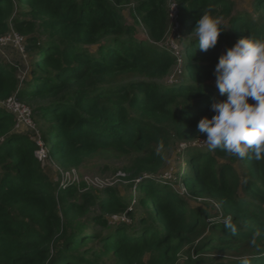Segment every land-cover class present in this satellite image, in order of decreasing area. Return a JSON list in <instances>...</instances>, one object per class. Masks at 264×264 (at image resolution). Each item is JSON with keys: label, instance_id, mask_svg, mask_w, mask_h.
Returning a JSON list of instances; mask_svg holds the SVG:
<instances>
[{"label": "trees", "instance_id": "1", "mask_svg": "<svg viewBox=\"0 0 264 264\" xmlns=\"http://www.w3.org/2000/svg\"><path fill=\"white\" fill-rule=\"evenodd\" d=\"M174 1L182 59L161 45L169 0H0V36L27 37L30 59L27 81L0 59V101L16 96L37 128L18 133L0 110V264H240L242 256L264 264V159L211 150L197 127L226 99L219 58L241 38L264 39V0ZM209 6L223 31L205 53L192 33ZM95 158L126 159L130 196L63 189L61 172L53 179L46 167L51 159L69 171ZM170 168L173 181L163 175Z\"/></svg>", "mask_w": 264, "mask_h": 264}, {"label": "clouds", "instance_id": "2", "mask_svg": "<svg viewBox=\"0 0 264 264\" xmlns=\"http://www.w3.org/2000/svg\"><path fill=\"white\" fill-rule=\"evenodd\" d=\"M221 20L212 15V7L206 8L192 33L202 52L216 47ZM216 87L225 100H214L212 118L204 117L198 123V131L206 134L211 150L220 148L229 156L240 159H264V39L252 36L241 38L219 58L215 68ZM253 103L249 102V99ZM165 145L159 143L156 155L160 156ZM224 227L232 235L238 226L231 216L225 217ZM262 233H253L250 244L256 246ZM240 264H251L248 256L240 257Z\"/></svg>", "mask_w": 264, "mask_h": 264}, {"label": "rangeland", "instance_id": "3", "mask_svg": "<svg viewBox=\"0 0 264 264\" xmlns=\"http://www.w3.org/2000/svg\"><path fill=\"white\" fill-rule=\"evenodd\" d=\"M237 2L238 8L248 7L249 2L251 0H235ZM130 11V8L126 9L127 12V18L128 22L130 24H134L135 20L133 17H131L128 13ZM141 29V28H140ZM13 31V30H12ZM180 29L176 30L174 28H171V32L169 31V35L166 38V41H163L161 45L166 48L170 47L172 50L174 49V54L180 58V54L184 50L185 43L180 41L179 36ZM15 32H9L7 35H13ZM19 41L20 43L15 42H8L7 46H4L0 49V59L5 65H13L18 66L19 65V72L18 75L25 81H27L30 77V59L27 55L26 47H27V37L20 35ZM20 47L18 48L17 45ZM185 69V67H184ZM182 71L181 64L178 68L177 74L179 75ZM187 71L185 69V76L184 79H187ZM177 81L176 75L171 78L170 83L174 84ZM17 126V123H16ZM15 131L18 133H32V130L28 128L27 126H20L19 128H15ZM177 151L174 152L173 160L178 158ZM39 158H42V162L46 164V155L44 152L37 153ZM54 161V160H53ZM51 159L49 160L47 171L51 175L53 179H59V177L56 175L55 171H59V173L62 171L58 166H54V162ZM56 163V162H55ZM126 164V159H115V158H109V159H102V158H95L91 159L90 161L86 162L81 168L75 169L77 170V175L81 179L80 188L84 190H95L98 192H102L104 189L102 188L103 183H106L111 187L118 188V190L122 193V195H126V197L131 195L130 192V183L124 180V177L121 176L123 172H121L122 167H124ZM180 166L182 168V171L185 173L188 172V166L186 165L185 161L180 162ZM117 172V173H116ZM116 173V174H114ZM175 173V170L172 171V168L165 170L163 175H167L168 179L172 178V174ZM90 177L92 179L93 183H88L86 181V178ZM174 180V175L172 178V181ZM183 192V190H181ZM135 195V193L133 194ZM195 203V201H193ZM113 219L119 220V219H125L124 217H114ZM178 264H185L184 260L181 259Z\"/></svg>", "mask_w": 264, "mask_h": 264}, {"label": "built area", "instance_id": "4", "mask_svg": "<svg viewBox=\"0 0 264 264\" xmlns=\"http://www.w3.org/2000/svg\"><path fill=\"white\" fill-rule=\"evenodd\" d=\"M169 6H170V19H171V28H174L176 30L180 29V23L178 22L179 18V13L180 9L178 4L174 0H169ZM11 32H15L14 30ZM171 32V29H170ZM13 35H5V36H0V49L4 46L8 45V42H15V43H20L19 37H21L17 32L13 33ZM17 45V44H16ZM19 48L20 46L17 45ZM174 51V49H173ZM175 52V51H174ZM0 110H6L10 114H12L15 119L17 126L16 128H19L20 126H27L30 128L32 131H36L37 128L35 126V123L32 119L33 111L31 110L30 107L27 105L21 103L16 96H13L9 98L6 102H1L0 101ZM42 152L45 153L44 150H41ZM39 151V152H41ZM37 152V153H39ZM46 155V153H45ZM37 157L40 161H42V158H39L38 154ZM125 178V174H121ZM61 186L63 189H66L70 186H77L80 188L81 184V179L77 175V170L71 169L69 171H61ZM86 181L88 183H93L92 179L90 177L86 178ZM140 182V181H138ZM110 186L107 185L106 183H103L102 188L105 190L109 188Z\"/></svg>", "mask_w": 264, "mask_h": 264}]
</instances>
